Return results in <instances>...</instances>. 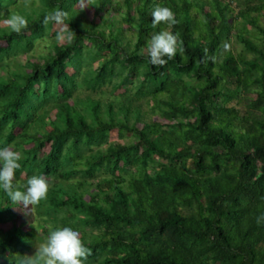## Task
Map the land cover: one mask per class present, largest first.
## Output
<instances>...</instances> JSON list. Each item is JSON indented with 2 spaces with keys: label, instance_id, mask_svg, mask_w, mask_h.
I'll list each match as a JSON object with an SVG mask.
<instances>
[{
  "label": "trees",
  "instance_id": "trees-1",
  "mask_svg": "<svg viewBox=\"0 0 264 264\" xmlns=\"http://www.w3.org/2000/svg\"><path fill=\"white\" fill-rule=\"evenodd\" d=\"M157 5L178 22L153 27ZM55 8L71 43L43 23ZM165 29L183 51L154 65ZM0 147L22 155L16 182L50 185L28 211L0 189V264L64 226L86 264H264V0H0Z\"/></svg>",
  "mask_w": 264,
  "mask_h": 264
},
{
  "label": "clouds",
  "instance_id": "clouds-1",
  "mask_svg": "<svg viewBox=\"0 0 264 264\" xmlns=\"http://www.w3.org/2000/svg\"><path fill=\"white\" fill-rule=\"evenodd\" d=\"M152 25L161 23L175 25L178 21L174 11L164 5H157L152 11ZM11 31L20 33L29 26L28 19L13 13L4 21ZM48 25L54 23L61 26L55 39L58 42L71 43L76 32L69 25V13L61 8L49 11L43 19ZM180 46L179 33L168 30L155 32L149 41L148 57L154 65H164L174 59ZM22 155L9 147H0V189H3L12 206L22 205L25 209L31 205H39L47 200L49 181L43 175H32L25 185L16 182V171L22 167ZM91 248L88 247L79 231L71 226L58 227L50 231L46 242L42 243L34 255H25L19 264H86Z\"/></svg>",
  "mask_w": 264,
  "mask_h": 264
},
{
  "label": "rangeland",
  "instance_id": "rangeland-1",
  "mask_svg": "<svg viewBox=\"0 0 264 264\" xmlns=\"http://www.w3.org/2000/svg\"><path fill=\"white\" fill-rule=\"evenodd\" d=\"M126 26H127V25H125V27H126ZM124 34H125V36H126L127 39H132V42H134V41L136 40V35H133L132 30H130L129 28H128V29H125ZM46 39H49V37H47ZM46 42H47V41H45V40H40L38 43L41 44V46L37 47V48H36V51H37V52H42V51L45 52V51L47 50V49H46ZM229 46H230L232 49H234L235 52H240V51L242 50V46L240 45V43H237V42H236L235 38L232 39V42L230 43ZM20 57H21V58H25L26 55H25V54H22V55H20ZM72 101H73V98H72ZM145 109H150V107H149V106H145ZM149 117L152 118V119H154V118L156 119V118H157V116L152 115V114H149ZM117 139H118V133H117V131H113V132H111V133H110V138H109L110 142H116ZM120 140H122V141H124V142H128L129 137L126 136V137H124V138H122V139H120ZM45 150H49V146L46 147ZM17 210H18V211H28L29 208H27V209L23 208V210L18 208ZM21 220H22V219L19 218L17 221L20 222Z\"/></svg>",
  "mask_w": 264,
  "mask_h": 264
}]
</instances>
